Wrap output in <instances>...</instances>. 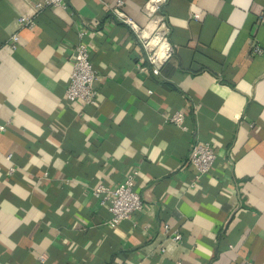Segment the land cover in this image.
<instances>
[{
  "label": "crops",
  "instance_id": "1",
  "mask_svg": "<svg viewBox=\"0 0 264 264\" xmlns=\"http://www.w3.org/2000/svg\"><path fill=\"white\" fill-rule=\"evenodd\" d=\"M37 1L0 0V264H264V0H167L174 53L158 75L120 0ZM122 1L144 27L147 0ZM83 29L95 105L65 97ZM195 141L216 156L199 179ZM136 169L144 210L114 226L93 190Z\"/></svg>",
  "mask_w": 264,
  "mask_h": 264
},
{
  "label": "built area",
  "instance_id": "2",
  "mask_svg": "<svg viewBox=\"0 0 264 264\" xmlns=\"http://www.w3.org/2000/svg\"><path fill=\"white\" fill-rule=\"evenodd\" d=\"M167 0H147L142 11L148 16V23L144 27H140L126 15L122 10L124 2L118 1L116 6L111 8L115 16L131 25L137 33L146 53L147 60L150 63L153 73L158 75L165 64L174 53L172 45L168 41V26L165 16L160 10ZM46 8H67L65 0H38L35 3L36 12H40ZM196 19L197 16L194 15ZM258 23L264 25V9L258 15ZM18 23L21 28H33L35 20L31 17L20 16ZM88 31L83 29L79 32L80 42L74 48L72 59V70L70 81L65 91V97L69 102L77 100L82 101L86 105H95L98 98V82L99 75L94 68L91 59V49L84 42V37ZM95 33V32H94ZM19 43L18 34L11 36L8 46L16 50ZM252 52L257 54L261 52L259 46L252 43ZM185 114L181 111H174L167 118L166 122L173 124L181 131H187L188 128L184 124ZM5 126H0V130L4 131ZM7 158L11 160L12 155ZM216 160L215 152L208 142L195 141L189 151V164L195 172V178L208 174L213 168ZM12 167L9 173L14 172ZM140 171L138 169L129 173L124 181L115 187L100 184L93 190V195L97 197L101 205L107 207L111 217L109 222L118 226L122 221L131 219L137 212L144 210V203L140 193L136 189L137 178ZM164 231L168 233L172 241L181 240V234L178 231L170 232L168 225L164 226ZM40 262H45V257L40 258ZM243 264H253L250 260H245Z\"/></svg>",
  "mask_w": 264,
  "mask_h": 264
}]
</instances>
